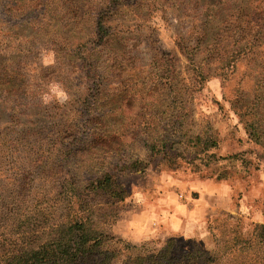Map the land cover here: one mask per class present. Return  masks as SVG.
Listing matches in <instances>:
<instances>
[{
    "label": "rangeland",
    "instance_id": "374dc122",
    "mask_svg": "<svg viewBox=\"0 0 264 264\" xmlns=\"http://www.w3.org/2000/svg\"><path fill=\"white\" fill-rule=\"evenodd\" d=\"M109 1L0 0V263L44 241L54 224L83 214L68 192L70 177L89 178L122 159L147 166L116 174L124 201L92 203L101 209L95 223L115 239L105 249L118 253L109 264H127L130 254L155 255L169 239L175 256L234 248L227 263L238 248H259L251 236L231 240L229 230L232 223L240 222V230L264 224V40H256L255 23L244 40L232 35L239 50L197 57L210 61L182 106L186 136L175 140L170 155H152L147 141L180 108L163 94L195 75L177 43L185 38L190 46L208 25L212 41L223 45L213 36L232 10L264 9V0ZM100 10L111 37L96 60L99 80L84 75L79 58L95 40ZM213 183L227 186L221 210L200 187ZM194 208L211 212L202 232L191 238L171 232L170 220H188L184 211ZM209 225L224 241L213 243Z\"/></svg>",
    "mask_w": 264,
    "mask_h": 264
},
{
    "label": "trees",
    "instance_id": "16d2710c",
    "mask_svg": "<svg viewBox=\"0 0 264 264\" xmlns=\"http://www.w3.org/2000/svg\"><path fill=\"white\" fill-rule=\"evenodd\" d=\"M121 1L122 0H110L109 3H115V5H117L116 3H121ZM230 1L231 0H229V2ZM212 5L213 3H211V6ZM232 11L233 14L230 15L229 21H225L226 24H224V28L221 29L222 31L218 30L213 36L218 39L220 38L225 44L219 45L217 42L214 43L212 41L211 27L208 25H205L201 28L200 32H197V35H194L193 44L190 46L186 44L185 38H182L181 42L177 43L179 51L186 57L188 66L192 68L195 75L188 85L182 81L181 86L177 87L176 90L169 94H167V92L163 94V98H165L166 101L179 104L180 108L177 115L174 117V122L170 126H158L159 128H157L162 134L159 137L154 136L147 141V150L151 152L152 155H158V153L165 156L170 155L175 140L186 136L184 121L187 115L182 114L184 110L182 106H185L188 102L187 98L191 90H193L191 88L195 87L199 81L205 78L202 66L210 61L201 60L198 62L197 57L204 53L210 54L212 57L215 54L216 56L218 55V57H223L228 49L229 51L239 50L240 48H237L239 40H232V35L233 38L235 35L241 41L244 40L245 28L246 31H250L251 29L249 26H251L252 23H255L257 27L254 33L258 37L256 40H264V9L255 8L253 11L237 9ZM105 18V11L103 13L100 10L96 15L95 22H93L92 33H94L95 40L88 48L87 45L84 44L83 47L85 50L80 53L79 66L81 69H84V75H87V77L91 79L99 78L100 80V65L97 64L96 60H99L101 53L109 50L111 33L109 27L106 25ZM246 36H248V34H246ZM229 37L230 41L228 40ZM230 43L231 45H229ZM225 48L228 49L224 53L222 51ZM220 52L221 56H219ZM231 53L233 54V52ZM224 62L225 60L223 58L218 60V63L221 65ZM89 85L95 87L94 90L97 91L96 88L99 84H95L94 81H91ZM91 91H93V88H91ZM193 136L197 141L200 138L199 134H193ZM170 138L172 140H170ZM105 153L116 154V150H108ZM66 160L68 161V157H66ZM146 166L147 164L145 162L139 161L138 159L133 160V162L122 159L118 164H115L114 169L112 168L109 171H103L102 169L101 172H88L89 178H84L87 173L83 177L78 174L70 177V181L67 182L70 186L68 192H71V195L75 196L81 202L79 209L83 214L72 215L66 222L54 224L44 241H40L30 250L6 258L0 264H109L112 259L118 256V253L105 249L110 248L111 243L114 242L115 239L95 223V214L97 210L100 211L101 209H95L92 203L96 201V205H111L114 207L117 203L124 201L127 197V193L118 182L116 174L123 171L143 172ZM80 191L86 194H82ZM239 224L240 222L236 224L232 223L229 230L234 237H231V240H238L241 237H246L247 239L252 238L258 241L259 248H238L239 251L235 252H238L239 255H232L235 258H232L231 262L227 263L224 259L227 254L226 252L234 248H214L211 251L195 248L180 256H175L173 254L175 241L169 239L166 247L155 255L152 254L145 257L140 256V254H130L127 264H261V262L263 264L264 224H252L251 229L244 228L242 230H240L241 227ZM208 229L215 245L218 244V242L224 241L215 233L216 229L210 225ZM217 230L224 233L227 232L226 229L222 230L219 228ZM249 236L251 237L249 238ZM240 250H244V252ZM243 255L246 260L240 262L239 258Z\"/></svg>",
    "mask_w": 264,
    "mask_h": 264
},
{
    "label": "crops",
    "instance_id": "0c3cea01",
    "mask_svg": "<svg viewBox=\"0 0 264 264\" xmlns=\"http://www.w3.org/2000/svg\"><path fill=\"white\" fill-rule=\"evenodd\" d=\"M200 187L204 191H206L204 193H208L210 195L208 203L212 206L213 209L221 210L227 206L226 203L228 200V191L226 190L227 186L225 184L213 183L206 184ZM185 211L184 213L188 214V220L183 219L181 221L174 216L172 220H170V223L172 225L171 232L185 238L197 237V231L199 233L202 232V228L205 226V220L210 217L211 212H207L208 210L205 209L197 210L196 208L191 209V211ZM206 212L208 213V215L206 214Z\"/></svg>",
    "mask_w": 264,
    "mask_h": 264
}]
</instances>
